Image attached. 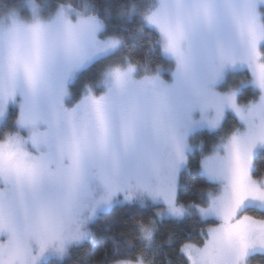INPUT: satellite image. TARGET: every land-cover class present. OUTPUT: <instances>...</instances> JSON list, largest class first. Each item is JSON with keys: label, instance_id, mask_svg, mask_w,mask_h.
<instances>
[{"label": "snow or ice", "instance_id": "1", "mask_svg": "<svg viewBox=\"0 0 264 264\" xmlns=\"http://www.w3.org/2000/svg\"><path fill=\"white\" fill-rule=\"evenodd\" d=\"M112 15L0 0V264L63 258L117 204L154 211L136 220V257L117 258L113 236L98 264H155L174 238L156 241L165 218L206 225L184 236L186 264H251L264 256V0H126ZM197 149L204 186L182 202Z\"/></svg>", "mask_w": 264, "mask_h": 264}, {"label": "trees", "instance_id": "2", "mask_svg": "<svg viewBox=\"0 0 264 264\" xmlns=\"http://www.w3.org/2000/svg\"><path fill=\"white\" fill-rule=\"evenodd\" d=\"M8 2H13V0H8ZM52 2L55 3V0H52ZM93 2L97 5L102 14L105 9L110 10L113 14V21L118 22L119 17L115 14L119 5L125 3L126 0H93ZM129 44L134 48V55L137 59L144 60L146 58L144 55L147 49L146 41H129ZM147 59L152 60L153 67H155L157 63H161L159 59L152 56L147 57ZM236 79L238 82L240 77ZM248 99H251V96L248 94L241 96V102L247 101ZM196 138L212 141L211 134L205 131L196 134L195 139ZM199 158V152L194 151V162L191 165V171L187 174V182L184 183L182 178V187L179 192L182 202L198 200L197 189L198 187L204 186L201 183V178L197 171V162ZM257 165L258 169H264V157L257 158ZM257 174L259 175V172ZM153 211L154 208H142L138 204L132 206L117 205L111 210L103 211L97 216L95 221L90 224V229L95 236L94 240L89 237L85 240L80 249L73 251L70 256L63 261L51 259L45 262V264H98V262L103 259L105 251L108 253L109 257H112L113 242L109 237L113 236L122 245V255L117 258H134L139 254L141 249V242L138 239L136 229V220L140 217L147 219L152 215ZM202 226L206 225H201L194 219L179 222L168 218L163 219L157 226V243L168 240L170 235H173L174 238L171 244L162 245L158 249L155 255V264H186V258L178 255L180 244L185 235L190 231L195 235ZM125 240L131 242L132 246L126 248L124 246ZM144 259L146 262L151 259V253L144 257ZM251 264H264V256H254Z\"/></svg>", "mask_w": 264, "mask_h": 264}, {"label": "rangeland", "instance_id": "3", "mask_svg": "<svg viewBox=\"0 0 264 264\" xmlns=\"http://www.w3.org/2000/svg\"><path fill=\"white\" fill-rule=\"evenodd\" d=\"M244 102H246V101H243V102H241V103H244ZM203 131L207 132L206 130H199L196 134H198V133H200V132H203ZM207 133H208V132H207ZM196 134H195V136H196ZM195 136H194V143H200V142L202 141L206 146L210 147L212 141H209V140H206V139H202V138H196V139H195ZM195 151H198V152H199L198 149L195 150ZM117 205H120V204H117ZM117 205H116V206H117ZM114 207H115V206H114ZM102 212H103V211H102ZM99 214H100V213H99ZM99 214H98V215H99ZM165 219H167V218H165ZM89 227H90V226H89ZM80 247H81V246H79V247H73V248L70 250V252H69L66 256H64L63 258H58V257L51 256V257L46 258L45 262H47L48 260H51V259H55L56 261H63L65 258H67L68 256H70V254H71L73 251H75V250H77V249H80Z\"/></svg>", "mask_w": 264, "mask_h": 264}]
</instances>
